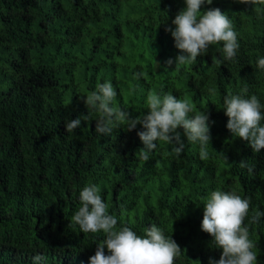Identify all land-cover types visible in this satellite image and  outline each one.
<instances>
[{
    "label": "trees",
    "instance_id": "16d2710c",
    "mask_svg": "<svg viewBox=\"0 0 264 264\" xmlns=\"http://www.w3.org/2000/svg\"><path fill=\"white\" fill-rule=\"evenodd\" d=\"M184 7V0H0V264H34L36 255L46 264H90L105 234L83 233L71 222L88 184L100 187L118 228L144 236L155 224L172 236L182 250L174 264L219 260L222 249L201 230L203 204L211 191L235 189L250 199L245 224L264 264V217L249 223L254 210L264 212V149L255 153L233 136L223 103L229 93L255 94L264 105V69L257 67L264 0L204 6L231 19L240 45L234 59H224L221 41L195 62L168 68L180 52L165 29ZM104 82L117 91L114 106L132 118L147 114L150 92L208 112L214 124L207 159L185 138L179 155L156 141L142 160L139 124L96 133L99 113L82 98ZM88 113L66 131L65 121Z\"/></svg>",
    "mask_w": 264,
    "mask_h": 264
},
{
    "label": "clouds",
    "instance_id": "9594fccd",
    "mask_svg": "<svg viewBox=\"0 0 264 264\" xmlns=\"http://www.w3.org/2000/svg\"><path fill=\"white\" fill-rule=\"evenodd\" d=\"M239 3L256 4L261 0H238ZM185 7L171 21L174 28L165 30L171 33L175 47L180 54L175 60L165 63L171 68L195 62L199 56L207 53L212 44L223 42L225 60H232L239 49L238 34L227 13L212 5L213 0H184ZM203 9V10H202ZM257 67L264 69V57H258ZM246 92V89L244 90ZM117 96L111 82L98 83L96 90L82 98L87 109L99 113L95 132L101 135L111 134L114 124H125L132 131L139 124L144 129L137 132L143 147L139 149V158L147 161L150 153L157 147L156 141L173 145L177 155L185 147V138L199 144L200 158L207 159L208 145L211 144V124L208 112H196L187 100L178 99L171 93L150 92L146 97L147 114L132 118L127 110L114 106ZM225 114L228 117L227 129L233 136L248 141L253 152L264 149V105L253 94H227L223 100ZM190 113H194L190 115ZM87 115L65 121L67 132L88 121ZM214 150V149H213ZM225 161L228 162L225 156ZM241 168L253 167L246 160L239 163ZM81 206L74 212L71 222L79 226L83 233L103 232L105 239L97 244L96 252L89 257L90 264H174L182 250L172 236L155 224L145 230V235H137L128 226L117 227L118 219L109 214L107 204L102 200L100 187L88 184L79 194ZM250 199L242 198L235 189L222 191L216 189L205 197L201 230L212 237L216 248L222 249L219 260L210 258L208 264H258L256 245L250 236L245 220L249 215ZM264 212L254 210L249 223L258 224ZM105 248L108 255L105 254ZM34 264H46V257L36 255Z\"/></svg>",
    "mask_w": 264,
    "mask_h": 264
}]
</instances>
